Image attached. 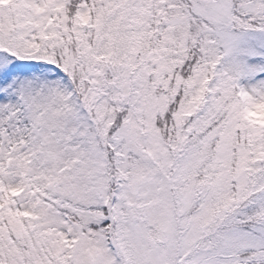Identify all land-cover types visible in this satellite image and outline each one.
<instances>
[{
  "label": "snow or ice",
  "instance_id": "1",
  "mask_svg": "<svg viewBox=\"0 0 264 264\" xmlns=\"http://www.w3.org/2000/svg\"><path fill=\"white\" fill-rule=\"evenodd\" d=\"M0 264H264V0H0Z\"/></svg>",
  "mask_w": 264,
  "mask_h": 264
}]
</instances>
